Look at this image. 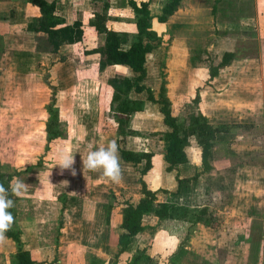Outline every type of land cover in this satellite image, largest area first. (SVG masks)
<instances>
[{
    "label": "crops",
    "instance_id": "obj_1",
    "mask_svg": "<svg viewBox=\"0 0 264 264\" xmlns=\"http://www.w3.org/2000/svg\"><path fill=\"white\" fill-rule=\"evenodd\" d=\"M47 1L56 3V14L63 18L66 24L72 25L75 21L82 23L84 33L83 42L71 46H63L58 53L45 52V54L51 60L50 66L52 63H58V67L56 66L58 71L56 70L54 74L57 76V81L62 78L63 80H71L75 85L85 82V86L93 89L92 95L90 96L92 98H83L82 105L89 104L90 106L92 104L90 108L92 111L89 116L90 118L91 116L97 118L100 87L106 85L109 79L123 78L128 74L126 68L117 66H107L103 71H99V55L84 54L86 50L90 51L104 44L105 35L97 34L94 28L89 25V19L94 13L103 12V2L99 0ZM184 1L180 3L177 11L169 18L184 20L200 12L191 4L188 7L187 5L184 6ZM108 4L109 9L105 12L108 16V20L106 21L107 29L133 34L134 22L130 19L131 17L134 18V16L129 11V8L125 6L124 0H108ZM164 4L165 0H150L149 9L151 15L154 17L159 15ZM207 14H202L203 16L200 18L205 19L206 16L210 15ZM37 15V9L24 3L22 0H0V35L4 38L6 37V40L10 43L13 39L12 43H17V50H26L29 52L33 48V43L35 51L38 50L34 37L25 32L29 17ZM208 19L206 18L205 20ZM210 19L212 20V17ZM155 21H157L155 18L151 21L152 29L154 28ZM167 23L166 21L165 23H161V25ZM191 30L199 31V29L193 28ZM157 34L160 38L159 43L146 56L147 75L144 82L147 87L153 90L155 96H157L162 80L165 81V97L170 102V109L172 108L171 103L173 97H179L181 98L180 101H184L183 98L186 96L184 94L185 88L191 85H198L202 81L206 82V86L209 87L211 92L216 93L218 96H223L228 92L225 87L230 85L233 81L232 78L241 76L242 74L246 75V72L248 75L256 76L261 71V75L258 77L264 80V41L260 44L261 57L258 61L256 59L251 60L246 58L240 60L235 59L228 66L219 68L217 76L210 78L207 66L204 68V74L199 75L196 72L197 67L193 62L187 61L182 64L179 63V61H182L180 60L182 56H176L175 53L177 51L172 53L170 56L171 59L169 60L168 54H171L169 53L171 51H167L165 44H163L167 36H162L160 32ZM21 39L29 40V47L20 49L18 44ZM7 46H9L8 43ZM180 46L182 45L180 44L178 47ZM123 47L127 48L128 45L125 43ZM169 48H173V46ZM180 52L178 51V53ZM61 56L64 58L63 61H60ZM227 70H235L239 74L223 76ZM162 72L164 78H162ZM172 76L173 79H171ZM174 79H178L175 85L172 84ZM171 85L176 86L173 94L170 91ZM208 94L210 95L209 92H206V95ZM129 98L145 100L146 94L131 92ZM203 101H206V99H203ZM201 102L202 99L200 97V106ZM245 104L237 103L235 110H228L224 106L217 109L206 108L204 111L199 109L202 116L215 130L213 143H219L221 145L219 148H221L224 153L223 155L226 157L234 154L232 152H237L236 154L239 152L240 157H245V154L261 149L260 141L255 138L254 134V131L258 128L253 123V120H249L247 117L251 112L254 114L255 111L250 109L247 102ZM228 105L226 103V106ZM88 107L83 106L84 109L78 107L77 113L83 112ZM258 112L259 117L264 116V108L263 111L260 109ZM77 113L75 114L77 119L75 120L74 126L76 143L77 137H81L82 145L76 144V151L80 148L82 151L86 149L88 152L90 150L89 145L94 150L101 146H106L111 140H116L119 148L122 150L151 152L154 154L153 169L147 178L150 188L156 191V203L161 204L171 201L177 206L200 209L210 207L205 203L207 197L212 196L215 199L214 196L218 195L217 191L214 192L209 189L210 184H212L213 174L211 170H204L202 149L198 139L194 136L188 138V146L185 148L187 162L176 165V171L174 173H166L164 171L163 157L166 153L167 143L160 138L161 135L153 136L152 134L163 133L166 131V127L155 107H150L146 104L142 112H136L132 115L129 126L139 136H117L114 130L99 132L100 122H98L95 138H92L91 142L83 140L87 133V127H84L82 121L86 123V116L82 120L80 118L83 116L80 114L78 119ZM172 115L177 119L184 118L182 114L178 116L172 113ZM215 144L212 147L213 150L216 147ZM236 146L242 148L238 150L235 148ZM85 156H82V158L84 159ZM82 158L80 162L83 161ZM77 165L76 161L74 166L78 172ZM209 165L212 167L210 159ZM242 165L249 166L251 174L261 167L264 168L263 165L245 164V162ZM120 166L123 179L118 184L101 177L102 174L99 171L88 170V177H78V175L76 177H66L67 187L65 184H62L58 192L52 188L49 196L52 199H42L40 197L44 200L43 203L46 205V208L56 209L55 218L53 217L54 219L52 218L49 222L52 225L49 231H41L44 230L43 226L46 224L44 219H42L44 214L47 215L46 209L45 211H41V218H37L33 216L31 211H28L26 213L27 215L21 214L16 205H19L18 202L20 201L15 204V220L21 231L23 248L30 252L35 264H128L137 251L144 249L152 256V260L148 264H166L169 253L175 247L176 239L171 238L166 230H164L169 222L166 220L160 221L153 215L143 217L142 225L144 229L130 239L126 250L116 258L118 252L117 231L118 226L122 223L123 214L122 208L115 204L112 197L113 195H119L121 193L132 196L134 200L143 197L140 193L141 187L136 183V169L132 164L123 162L121 158ZM176 176L179 180L183 181L179 187L175 179ZM237 180L241 184L245 182L250 183L249 187L251 188L249 190L252 193L249 196L257 197L260 194H264V190L260 189V185L264 183V177H238ZM69 182L73 185L71 189H69ZM178 189L179 192L177 194L170 196V193H175ZM71 192L77 194H70ZM241 192L239 196L244 194V191ZM252 206L251 212L254 211L256 204L252 203ZM240 207L242 206L239 205L237 207L239 208L237 209L238 213H241ZM108 214L109 219H107ZM55 219L57 220L56 222L54 221ZM229 228L230 226H226L224 223L217 224L214 227L199 223L196 224L192 227L189 239L184 244V255L177 261L175 260V264H245V261L248 260L249 251H251L250 242L246 243L249 235L247 232H238L236 233V237L235 235L228 237V232H230ZM155 240H157V243H155ZM223 244L224 247L229 245L232 249L234 246L236 249L242 246L243 251L236 250L235 252H228L225 250L224 257L221 255V252H223L221 249ZM172 247L173 249L171 250ZM6 251L7 249L5 247L0 248V262L4 264H16V249L14 251L10 250L9 258L7 257L8 252ZM11 258L12 262H9ZM261 261L264 263V259Z\"/></svg>",
    "mask_w": 264,
    "mask_h": 264
},
{
    "label": "rangeland",
    "instance_id": "obj_2",
    "mask_svg": "<svg viewBox=\"0 0 264 264\" xmlns=\"http://www.w3.org/2000/svg\"><path fill=\"white\" fill-rule=\"evenodd\" d=\"M189 4L193 5L200 12L184 20L168 18L169 21L167 20L168 23L165 25H161L158 21L154 22L153 29L157 33L160 32L162 36H167L163 44H165L167 51H171L169 52L171 54H168L169 60L172 53L177 51L175 55L182 56V59H180L182 61H179V63L191 61L197 67L196 72L199 75H203L204 68L207 66L209 71L210 68L216 67L221 62V57L225 52L235 53L237 60L246 58L258 61L260 59V44L264 41V1L185 0L183 2L184 6L187 5L188 7ZM205 13L210 14L206 16L207 19L209 18L208 20L200 18ZM159 15L156 17L151 15L152 20L154 18L157 20ZM211 17L212 20L210 19ZM130 20L134 21V18L131 17ZM192 28L199 29V31L191 30ZM128 35L131 36L132 34L128 33ZM12 42L13 39L10 43L6 40V37H3L4 49L7 50H4L3 55L0 56V173L8 174L14 173V169L16 168L33 163L35 157L44 155L42 151L45 144L43 135L47 120L46 107L51 103L52 88H59V90L56 88L55 105L60 113L64 136L71 130L70 122L68 121L69 117H72L74 120L77 119L75 115L77 108L84 109L83 106H89V104L82 105V99H91L92 97L90 96L93 91L92 88L85 86V82L75 85L71 80L60 78L57 81V76L54 74L56 70L58 71V63H52L50 66L51 60L49 56L44 52L35 51L34 43L33 48L28 52L26 50H17V43ZM29 42V40L21 39L18 47L26 49L30 45ZM6 43L10 47L5 46ZM180 44L182 46L178 47ZM172 46L173 48H169ZM178 51L181 52L178 53ZM233 74L237 75L239 72L227 70L223 76ZM259 75H261V71L256 76L248 75L246 72V75L242 74L241 76L232 78L233 81L230 85L225 87L228 92L223 96H218L216 93L211 92L209 87L206 86V82L202 81L198 85H191L185 88L184 94L186 96L183 98L184 101H180L181 98L179 97H173L171 103L172 113L178 116L182 114L183 117L195 110L196 107L191 100L197 93H199L202 99L201 106L199 105L198 109H202L203 111L206 108L217 109L222 106L227 107L228 110H235L237 103L245 104L246 102L249 104L250 109L255 111L254 114L251 112L247 117L249 120H253V123L258 128L254 131V134L255 138L260 141L261 149L247 153L245 157H240L239 152V155L236 154L237 152H232L234 154L226 157L223 155L224 153L221 148H219L221 145L214 143L216 147L214 150L212 149L213 156L210 159L212 165L210 170L213 174V180L209 189L214 192L217 191L218 195L214 196L215 199L212 196L207 197V199L204 198L206 199L205 203L210 206L211 227L222 223L230 226L228 237L231 235H235L236 237V233L238 232H247L249 237L246 243H249L252 237L255 240L260 227L264 228V194H260L257 197L249 196L252 193L249 190L251 188L249 187L250 183L245 182L241 184L237 180L238 177H264L263 167L251 174L250 167L242 165L245 162V164L264 166V116L259 117L258 112L260 109L263 111L264 108V80L259 79ZM171 79H173V76ZM177 81L178 79H174L172 84L175 85ZM174 85L170 87L171 94L176 89ZM206 92H209L210 95H206ZM203 99H206V101H203ZM226 103L229 105L226 106ZM245 106L248 107L246 104ZM91 107L92 104L83 112L77 113L78 119L80 114L83 116L80 118L82 120L86 116V123L82 121L84 127H87V133L83 139L86 142H91V139L95 138L98 122H100L99 132L112 131L114 126L112 120L108 121L105 117L102 120L92 116L90 118ZM179 120H182V118ZM76 144L82 145L81 137H77ZM235 148L240 150L242 147L236 146ZM65 151L67 150L65 149ZM87 153L86 149L82 151V149L78 148L76 154H74L78 164L79 171H76L78 177H88L89 171L84 169L82 162H80L82 156L87 155ZM57 155V153L44 155L45 166L43 168L33 169L29 174L20 176L29 188L15 202L16 204L20 201L18 202L19 205H16L23 215L31 211L34 217L41 218V211H45L46 209L47 215L44 214L42 216V219L46 222L43 226L44 230H41L43 232L49 231L52 227L49 222L53 217L55 218L56 209L46 208V205L43 203L44 200L38 194L40 191L38 190L39 184L46 185L45 182L49 181L52 184L50 185V190L53 188L58 192L63 182L67 181L66 177H76V175L68 176V174L61 171L59 166H57ZM50 172L51 175L49 176ZM69 183V189H71L73 185L71 182ZM262 184L260 185V189L264 190V183ZM241 191H244V194L239 196L242 193ZM48 199L52 198L48 197ZM252 203L256 204L253 212H251ZM239 205L242 206L240 207L241 213L237 212ZM52 211L53 213H51ZM54 221L56 222L57 220L55 219ZM16 226L19 227L17 224ZM251 227L253 228L252 230ZM155 243H157V240H155ZM260 245L261 251L259 256L254 258L251 256V251H249L248 260L245 261V264H264L261 261L263 259L261 253L264 252V238ZM2 247L7 249L8 258L10 250L14 251L16 249L14 243L9 239H6L1 244L0 248ZM221 249L223 251L221 255L224 257L225 250L228 252L243 251L242 246L238 247V249L234 246L232 249L229 245L224 247V244ZM9 262H12V258L11 260L9 259ZM0 264L4 263L0 262Z\"/></svg>",
    "mask_w": 264,
    "mask_h": 264
},
{
    "label": "trees",
    "instance_id": "obj_3",
    "mask_svg": "<svg viewBox=\"0 0 264 264\" xmlns=\"http://www.w3.org/2000/svg\"><path fill=\"white\" fill-rule=\"evenodd\" d=\"M24 3L34 7L38 11L37 16L29 17V22L25 32L34 37L38 51L58 53L63 46H71L83 42L84 33L82 23L75 21L72 25L65 23V20L56 14V3L47 0H22ZM103 2V12L94 13L89 19V25L94 28L97 34L105 35L104 44L100 47L85 51V55H99V71H103L107 66L123 67L128 70V74L123 78L109 79L106 85L100 87L98 96V119L106 118L113 122V130L117 136H139L132 130L129 122L132 115L136 112H142L146 104L155 107L162 119L166 131L163 133L152 134L161 135L166 143V153L163 157L164 171L174 173L176 165L187 162L185 148L188 146V138L194 136L202 149V161L204 170H210L209 159L212 157V147L214 145V128L199 112L200 103L199 93L191 100L196 107L194 111L186 115L182 120L172 115L170 102L165 97V81L162 80L160 91L155 96L153 90L145 85L146 79V56L151 53L159 43V36L151 26V12L149 9L150 0H124V4L134 16V33L129 36L128 33L108 30L106 21L108 20L105 12L109 9L108 0H99ZM182 0H165L161 9V14L157 17L159 23H165L180 6ZM214 11V9H213ZM128 47L124 48L123 45ZM3 37L0 36V56L4 52ZM7 46V43L5 44ZM27 54V53H26ZM28 55V54H27ZM237 56L233 52H225L221 57V62L209 69L210 78L217 76L219 68L228 66ZM63 56L60 61H63ZM163 75V74H162ZM163 77V76H162ZM52 99L46 107L47 120L45 123L44 149L42 153L58 154L62 151H71L76 154V133L74 130L75 120L69 117L71 130L63 135L61 126V117L55 103L56 88H52ZM131 92L136 94H146L145 100L131 99ZM105 96V99H104ZM198 111H197V110ZM197 113L195 114V112ZM182 121V122H180ZM73 124V127H72ZM120 158L123 162L130 163L136 169V183L141 187L142 198L134 200L132 196L126 194L113 195L116 205L122 208V223L118 226L117 246L118 252L116 258L123 253L130 239L141 232L144 227L142 219L146 215H153L160 221H168L169 225L165 227L168 235L176 239V244L172 252L169 253L166 264H175L185 253L184 244L188 241L190 231L196 224L211 226L209 207L200 209H191L173 204L156 203V191L150 188L148 174L153 169V157L151 152H132L119 148ZM44 155L35 157L33 163H28L21 168L14 169V173H0V182L8 187L14 176L22 177L29 174L33 169L43 168ZM75 168V166H74ZM68 176H72L69 170H63ZM178 187L183 181L176 176ZM46 185L39 184V197L48 199L50 196V182ZM166 192V191H165ZM179 192L170 193V196ZM16 202L20 197L11 196ZM15 221V206L10 209ZM209 217V218H208ZM109 219V214L107 216ZM109 222V220H107ZM16 222V221H15ZM14 222L10 231L6 233L7 239L11 240L17 251L15 254L16 264H35L28 250L23 248L20 228ZM253 228L251 227V230ZM264 238V228L260 227L256 239L251 238V256L258 257L261 251V241ZM264 259V252L261 253ZM152 256L147 250L137 251L128 264H148Z\"/></svg>",
    "mask_w": 264,
    "mask_h": 264
},
{
    "label": "clouds",
    "instance_id": "obj_4",
    "mask_svg": "<svg viewBox=\"0 0 264 264\" xmlns=\"http://www.w3.org/2000/svg\"><path fill=\"white\" fill-rule=\"evenodd\" d=\"M90 150L86 157L82 161L83 168L89 171H99L102 176L112 183L122 182L123 175L120 166L119 157V145L116 140H111L106 146H101L92 150V146L89 145ZM75 155L71 151H62L57 155V166L63 170H69L72 176L77 174L74 164ZM51 172L49 173V176ZM67 187V182H63ZM52 185V184H50ZM29 186L18 176H14L8 187H5L0 182V244H3L6 239V233L11 230L14 224V216L10 209L15 206V201L11 196L21 197L23 196ZM70 194H77L71 192Z\"/></svg>",
    "mask_w": 264,
    "mask_h": 264
}]
</instances>
